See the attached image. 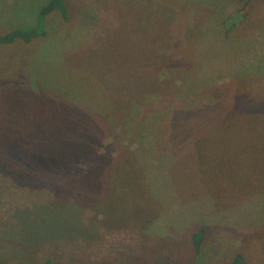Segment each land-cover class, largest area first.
I'll return each mask as SVG.
<instances>
[{
	"label": "rangeland",
	"instance_id": "rangeland-1",
	"mask_svg": "<svg viewBox=\"0 0 264 264\" xmlns=\"http://www.w3.org/2000/svg\"><path fill=\"white\" fill-rule=\"evenodd\" d=\"M66 3L0 45V264H264V0Z\"/></svg>",
	"mask_w": 264,
	"mask_h": 264
},
{
	"label": "trees",
	"instance_id": "trees-1",
	"mask_svg": "<svg viewBox=\"0 0 264 264\" xmlns=\"http://www.w3.org/2000/svg\"><path fill=\"white\" fill-rule=\"evenodd\" d=\"M54 11H59L65 21L69 20V9L66 0H47L38 10L35 22L25 27H17L0 35V45L10 44L17 40H22L25 43L31 42L33 39L41 38L46 35V19ZM249 8L240 7L235 13L231 14L224 20L225 32L236 26L241 19H245L248 15ZM240 17V18H239ZM54 190V187H52ZM206 231L203 227H199L191 235L192 244L197 260L191 264H201L199 256L202 253V247L205 240ZM42 264H53L51 259H47ZM226 264H247L242 253L236 252Z\"/></svg>",
	"mask_w": 264,
	"mask_h": 264
}]
</instances>
